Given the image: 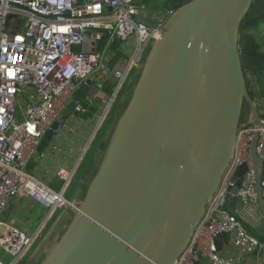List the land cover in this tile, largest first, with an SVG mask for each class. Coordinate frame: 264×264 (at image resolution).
Masks as SVG:
<instances>
[{"label": "water", "instance_id": "obj_1", "mask_svg": "<svg viewBox=\"0 0 264 264\" xmlns=\"http://www.w3.org/2000/svg\"><path fill=\"white\" fill-rule=\"evenodd\" d=\"M251 2L191 0L160 27L102 163L81 203H70L75 213L42 264L176 262L232 158L244 102L254 125L260 123L237 51L239 24ZM117 46L114 38L109 48ZM86 91L85 84L76 89L62 118ZM57 126L44 134L38 152ZM258 140L250 143L261 216L254 235L264 242V138L261 153ZM246 170L244 163L237 168L224 198L230 211L242 207L235 194ZM222 243L229 235L216 237L218 251ZM253 255L262 257L258 250Z\"/></svg>", "mask_w": 264, "mask_h": 264}, {"label": "built area", "instance_id": "obj_2", "mask_svg": "<svg viewBox=\"0 0 264 264\" xmlns=\"http://www.w3.org/2000/svg\"><path fill=\"white\" fill-rule=\"evenodd\" d=\"M144 9L136 0H0V216L18 195L46 210L45 217L49 218L55 211L74 208L65 196L74 181V170L56 167L53 175L62 187L54 191L27 172L28 163L51 125L58 121L54 133L63 127L61 112L74 90L81 84L89 89L91 82L89 86L86 81L97 73L94 87L99 91L111 78L114 80V93L99 120L104 117L127 76L141 63L148 45L159 37L163 24H147ZM173 13L170 10L168 18ZM106 35L104 46L99 48ZM114 38L118 40L116 50L122 51L127 44L132 55L110 66L112 59L104 52L111 50ZM245 81L248 83L247 78ZM248 88L252 91L250 84ZM91 103V96H82L74 102L73 112L82 115ZM254 104L260 123L255 126L252 120L251 124H239L229 165L174 264H196L201 258L208 264H235L233 257L216 249L219 234L229 235L230 245L240 255L256 250L264 255V242L224 208V198L235 186L234 175L243 163L247 170L235 197L243 205L257 208L250 143L258 136L256 150L261 153L264 99L257 96ZM259 187L264 205V180ZM34 241L35 234L26 235L0 221V253L12 258L9 264H16ZM0 264H5L1 258Z\"/></svg>", "mask_w": 264, "mask_h": 264}, {"label": "crops", "instance_id": "obj_3", "mask_svg": "<svg viewBox=\"0 0 264 264\" xmlns=\"http://www.w3.org/2000/svg\"><path fill=\"white\" fill-rule=\"evenodd\" d=\"M146 2L141 3V5H143L144 7H148V5L150 4L146 5ZM152 7L154 8V6H151V8ZM157 12L159 13V11ZM76 50L82 51L81 48H76ZM119 63L121 62L115 63V65H118ZM112 65H114L113 60H111L110 62V66ZM98 75L99 74L97 73L89 77L88 81L91 82V86L83 95L91 96V105H95V111L89 113V115L85 117L84 115L88 112V108H86V112L82 115L72 112L67 118L61 117L59 121L63 122V127L58 133L53 134L51 139L47 142V144L42 148L40 152H38L36 149L35 154L28 163L27 172L32 177L38 179L54 191H59L62 187V183L53 175V172L58 165H62L68 170H74L75 183L80 178L83 164L88 157V154L90 153L93 145L94 138L92 139V137L94 135H92V131L94 130V124L96 123V121L98 123V120L101 117L105 106L109 102L108 99L111 98V95L113 94L114 80L112 78L111 81L105 83L102 90L99 91L95 89L94 82L97 80ZM128 77L129 76H127V78ZM75 91L76 89L74 90V92ZM252 120V113L249 106L246 105V109L242 110L240 124H251ZM113 125H111L109 130L106 132V136L105 138H103V143L110 139L112 134L111 129ZM103 149L104 147H102L100 160L104 155L105 149ZM97 160L93 167L94 170H97L99 168L101 162L99 160V157L97 158ZM234 177L236 178V173ZM260 177L262 178V180H264V168L262 169ZM237 205H234V207ZM35 209L38 212V217L41 219V222L39 220L40 223H38V226L33 234H35V239L38 238V241H40L38 243L36 242L35 246H33L32 248L27 249L19 258L16 264H42L52 247L58 241L61 235V231L65 230L66 226L68 225L66 221L59 220L58 225L55 228V232L49 234L51 229L49 227V223L45 222V224H43V220L46 216H44V209H41L24 195H18L8 203L0 216V221L26 234V231L21 230V227L25 222L19 219L26 218V221L31 224V221L29 220L30 215H32L33 219H38V217L34 213ZM231 212L243 221L246 228L251 233L254 234L256 232V229L261 220L258 206L257 208H255L247 207L242 204V207H236ZM71 217L72 216H70V218ZM70 218L68 217V220H70ZM28 234L29 233H27L26 235ZM34 252H37L36 257L34 255ZM220 252L233 257L235 264H264V255H262V257H258L257 255L253 254L240 255L230 245V243H228L227 245L222 243ZM199 264H208V261L205 258H201L199 260Z\"/></svg>", "mask_w": 264, "mask_h": 264}, {"label": "rangeland", "instance_id": "obj_4", "mask_svg": "<svg viewBox=\"0 0 264 264\" xmlns=\"http://www.w3.org/2000/svg\"><path fill=\"white\" fill-rule=\"evenodd\" d=\"M139 1L146 2L144 0H139ZM147 4H150V5H148V7L145 6V9L143 10V12L146 14L145 22L149 25H156L159 23L165 24V22L168 20V14L167 13L170 11L166 8V0H148V2H146V5ZM149 6H150V9H149ZM151 6H154V8L153 7L151 8ZM149 11H150V13H149ZM157 11H159V13ZM257 37H258V41L260 43L264 44V29H263V31L260 32V34ZM152 45H153V42H151L148 45V47L146 48V50L143 54V58H142L141 63L138 65L137 69L133 70L128 75L129 77L125 80L121 90L116 94V97H115L113 103L111 104V107L106 112L104 117L101 118L100 123H98V128L96 130L97 132H95L96 134L94 133V136L92 137V139L94 138L93 139V145L94 146H96V144L98 142L99 143L102 142L103 138H105V136H106V132L109 130L111 125H113V124H115V122H117V119H119L120 113L122 112L123 109L126 108L125 106H127V104H128L127 101L129 100V98H131L130 97L131 93L135 87L137 79H138V77L141 73V70L145 64V61L149 55V52L152 48ZM131 48H129L127 44H124V48L122 51L105 50L104 56L110 57L113 60L114 64L118 63V62H123L132 55ZM246 78L248 80V85L250 84V86L252 88V92L258 91L259 97L264 99V94L261 91V87L258 83H256L254 78L252 79V75L247 74ZM113 93H114V89H113ZM111 97H112V95H111ZM109 99H108V101H109ZM246 105H248V104L245 103L243 106V109H246ZM96 124H97V121L94 124V129L97 127ZM92 132H94V130ZM93 145H92V147H93ZM91 150H92V148H91ZM76 183H75V179H74L73 183L71 184V186L67 190L65 196L70 203H73L74 205L78 206V204L81 203V200L80 199L75 200L74 196H73L74 192H75V186H76L75 184ZM44 211H45V213H44V216H45L47 214V212H46V210H44ZM68 211H70V213ZM72 212L75 213L73 208L66 207L60 211H55L54 215H52L50 218L45 217V219L43 220V224H45V222L49 223V227L51 228L49 234H52L53 232H55V228L57 227L59 220H62V221L64 220L68 224V222L71 220V219L68 220V217L70 218ZM34 213L38 217V212L36 209L34 210ZM19 220H23V222H25L23 225L24 228L22 226L21 230L26 231V234L29 233L28 235H32L33 232L36 230L38 223L41 222V219L39 217L37 220H35L32 218V215L29 216V220L31 221V224L26 221L27 220L26 218L19 219ZM39 220H40V222H39ZM62 232H63V230L61 231V233ZM39 241H38V238L35 239L31 248L33 246H35L36 242L38 243ZM36 253L34 252L35 257L37 256ZM0 258L3 260V262L5 264H9L12 260V258L9 255H5L3 253H0Z\"/></svg>", "mask_w": 264, "mask_h": 264}, {"label": "trees", "instance_id": "obj_5", "mask_svg": "<svg viewBox=\"0 0 264 264\" xmlns=\"http://www.w3.org/2000/svg\"><path fill=\"white\" fill-rule=\"evenodd\" d=\"M144 1H148V0H144ZM190 1L191 0H166V8L168 10L176 11L181 6L189 3ZM136 2L140 4L143 3L142 1L139 0H136ZM263 29H264V0H252L248 12L244 16L241 23L239 24L237 51L239 54L241 70L245 80L247 74L252 75L256 80V82L260 85L261 91L264 94V44L260 43L257 37L260 34V32L263 31ZM246 88L248 90V94L250 98L254 102V98L257 96L259 97L258 92L249 91L247 81H246ZM245 103L246 102H244L242 105V110ZM86 108H88V112L84 115L85 117L88 116L89 113L94 112L96 109L95 105L86 106ZM256 109L258 111L257 106ZM123 112L124 109L120 113L119 118L121 117ZM116 123L117 122H115V124L111 129L112 133L116 126ZM110 139H108L104 143L102 140V142L100 143L98 142L96 146L93 145L92 150L88 154V157L86 158L83 164L81 176L78 179L77 183L75 184L76 185L75 192L73 195L75 200L80 199L82 201L84 199L89 184L98 170V169L97 170L93 169L96 160L98 157L100 160V156L102 154V147H104L105 149L104 151V155H105ZM104 155L103 157H101L100 164L102 163ZM68 212L70 213V211ZM73 215L74 213L71 214L72 217ZM72 217L70 219H72ZM70 221L68 222V224L70 223ZM64 231L65 230H63V232ZM63 232L61 233V235L63 234Z\"/></svg>", "mask_w": 264, "mask_h": 264}]
</instances>
